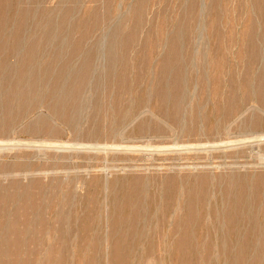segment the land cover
I'll list each match as a JSON object with an SVG mask.
<instances>
[{"label":"rangeland","instance_id":"obj_1","mask_svg":"<svg viewBox=\"0 0 264 264\" xmlns=\"http://www.w3.org/2000/svg\"><path fill=\"white\" fill-rule=\"evenodd\" d=\"M262 137L264 0H0L3 264H223L228 243L264 264ZM187 211L215 228L154 222Z\"/></svg>","mask_w":264,"mask_h":264},{"label":"bare ground","instance_id":"obj_2","mask_svg":"<svg viewBox=\"0 0 264 264\" xmlns=\"http://www.w3.org/2000/svg\"><path fill=\"white\" fill-rule=\"evenodd\" d=\"M27 2V1H26ZM20 4H22V3H20ZM41 4V3H40ZM42 8V7H41ZM196 9V8H195ZM6 10V9H5ZM69 14V13H68ZM67 15V14H66ZM35 21V20H34ZM48 23V22H47ZM9 24V23H8ZM58 28V27H57ZM3 30V29H2ZM68 32V31H67ZM39 33V32H38ZM114 34V33H113ZM19 36V35H18ZM41 38V37H40ZM66 40V39H65ZM3 43V42H2ZM1 43V44H2ZM33 44V43H32ZM35 44V43H34ZM46 44V43H45ZM21 46H22V44H21ZM29 46V45H28ZM31 48V47H30ZM41 49V48H40ZM44 50H45V48H44ZM17 52V51H16ZM24 53V52H23ZM166 53V52H165ZM22 54V53H21ZM34 54V53H33ZM45 54V53H44ZM54 54V53H53ZM13 55V54H12ZM28 55V54H27ZM39 55V54H38ZM48 55V54H47ZM111 55H113V54H110V56ZM5 56V55H4ZM20 56V55H19ZM33 57H34V55H32ZM44 56H46V55H44ZM58 55H56V57H57ZM23 57H24V54H23ZM38 57V56H37ZM42 57H43V55H42ZM48 57V56H47ZM80 57V56H79ZM109 57V56H108ZM9 58H10V56H9ZM19 58V57H18ZM77 58V57H76ZM85 58H86V56H85ZM26 59V58H25ZM28 59V58H27ZM73 59V58H72ZM80 59V58H79ZM113 59V58H112ZM111 59V60H112ZM8 60V58H6V60L5 61H7ZM45 60V59H44ZM53 60V59H52ZM75 60V59H74ZM77 60V59H76ZM81 60H82V58H81ZM86 60V59H85ZM88 60V59H87ZM110 60V61H111ZM4 61V60H3ZM10 61V60H9ZM42 61H43V59H42ZM59 61V60H58ZM114 61V60H113ZM188 61V60H187ZM8 62V61H7ZM51 62V61H50ZM62 62V61H61ZM71 62V61H70ZM69 62V64H72V63H70ZM115 62V61H114ZM6 63V62H5ZM36 63H38V62H36ZM63 63V62H62ZM67 63H68V60H67ZM81 63V62H80ZM2 64H4V62L2 63ZM7 64V63H6ZM11 61H10V66H11ZM16 64V63H15ZM39 64H40V62H39ZM56 64V63H55ZM66 63H64V65H65ZM84 64H86V63H82L81 65H84ZM87 64H88V62H87ZM163 64V63H162ZM178 64V63H177ZM31 65H33V64H31ZM36 65V64H35ZM51 65V64H50ZM60 65V64H59ZM63 64H61V66H62ZM4 66H5V64H4ZM69 66V65H68ZM76 66H77V64H76ZM79 66V65H78ZM85 66V65H84ZM83 66V67H84ZM114 66H115V64H114ZM47 67V66H46ZM46 67H44V68H46ZM171 67V66H170ZM175 67V66H174ZM40 68V67H39ZM38 68V69H39ZM49 68V67H48ZM62 68V67H61ZM79 68V67H78ZM89 68V67H88ZM115 68V67H114ZM35 69V68H34ZM81 69V68H80ZM84 69V68H83ZM112 69V68H111ZM187 69V68H186ZM36 70V69H35ZM40 70V69H39ZM38 70V71H39ZM41 70H42V68H41ZM44 70H46V69H44ZM88 70V69H87ZM168 70V69H167ZM21 71V70H20ZM47 71V70H46ZM59 71V70H58ZM86 71V70H85ZM113 71V70H112ZM9 72V71H8ZM32 72V71H31ZM31 72H29V73H31ZM34 72V71H33ZM33 72H32V74H33ZM36 72V71H35ZM44 72V71H43ZM49 72V71H48ZM22 73V72H21ZM26 73V72H25ZM28 73V72H27ZM40 73V72H39ZM56 73H58V72H56ZM55 73V74H56ZM62 73V72H61ZM60 73V74H61ZM88 73V72H87ZM65 74V73H64ZM63 74V75H64ZM71 74V73H70ZM77 74H79L80 76H81V74H83V72H81V73H77ZM74 74H72V76H73ZM89 75V74H88ZM59 76V75H58ZM84 76H87V75H85L84 74ZM83 76V77H84ZM5 77V76H4ZM41 77V76H40ZM39 77V78H40ZM55 77V76H54ZM70 77V76H69ZM75 77H76V74H75ZM77 77H79V76H77ZM2 79H4V81H6L5 80V78H3V76L1 77ZM7 78V77H6ZM37 78V77H36ZM35 78V79H36ZM45 78V77H44ZM80 78V80L81 79H83V78H81V77H79ZM17 79V78H16ZM38 79V78H37ZM56 79H58V78H56ZM56 79H54V80H56ZM67 79V78H66ZM28 80V79H27ZM63 80V79H62ZM73 80V79H72ZM184 80V79H183ZM7 81H8V79H7ZM34 81H36V80H34ZM58 81V80H57ZM83 81V80H82ZM9 82H10V80H9ZM9 82H7V84L9 83ZM27 82V81H26ZM60 82H61V80H60ZM38 83H39V81H38ZM171 83V82H170ZM15 84H18V83H15ZM3 85V84H2ZM11 85H14L13 83H11L10 84V86ZM22 85V84H21ZM26 85H27V83H26ZM4 86H5V84H4ZM3 86V87H4ZM31 86V85H30ZM82 86V85H81ZM27 87V86H26ZM26 87L24 88V91H25V89H26ZM36 87V86H35ZM2 88V87H1ZM28 88H32V87H28ZM34 88V87H33ZM155 88V87H154ZM54 89V88H53ZM58 89V88H57ZM57 89H55V90H57ZM54 90V91H55ZM33 91H34V89H33ZM160 91V90H159ZM14 92V91H13ZM30 92V91H29ZM35 92V91H34ZM52 92V91H51ZM36 93V92H35ZM159 93V92H158ZM38 94V93H37ZM52 94V93H51ZM55 94H56V92H55ZM74 94V93H73ZM164 94V93H163ZM5 95H7V94H5ZM28 95V94H27ZM33 95V94H32ZM31 95V96H32ZM58 95V94H57ZM67 95V94H66ZM21 96V95H20ZM158 96V95H157ZM8 97V96H7ZM17 97V96H16ZM23 97H25V95L23 96ZM29 97H30V95H29ZM33 97V96H32ZM59 97V96H58ZM61 97V96H60ZM59 97V98H60ZM6 98V97H5ZM21 98V97H20ZM27 98V97H26ZM23 99H25V98H23ZM164 99L166 100V98H165V94H164ZM36 101V100H35ZM65 101V100H64ZM205 101V100H204ZM44 102V101H43ZM42 102V103H43ZM52 102V101H51ZM34 103V102H33ZM81 103V102H80ZM59 105V104H58ZM12 107V106H11ZM48 107V106H47ZM46 109V108H45ZM2 111V110H1ZM182 111V110H181ZM19 113V112H18ZM26 117V116H25ZM77 117V116H76ZM202 118V117H201ZM21 119V118H20ZM83 119V118H82ZM60 120V119H59ZM44 122V121H43ZM46 122V121H45ZM108 123V122H107ZM65 124V123H64ZM49 125V124H48ZM50 125H52V124H50ZM82 126V125H81ZM29 127V126H28ZM68 128V127H67ZM51 130V129H50ZM130 130V129H129ZM179 130V129H178ZM119 131V130H118ZM36 133V132H35ZM199 133V132H198ZM94 134V133H93ZM224 134V133H223ZM36 136V135H35ZM232 136V135H231ZM92 137V136H91ZM178 137V136H177ZM90 138V137H89ZM260 138V137H259ZM262 138H264V137H262ZM246 139V138H245ZM117 140V139H116ZM87 141V140H86ZM246 142V141H245ZM32 143V142H31ZM203 144V143H202ZM6 145V144H5ZM116 146V145H115ZM59 147V146H58ZM81 147V146H80ZM85 147V146H84ZM87 147V146H86ZM91 147V146H90ZM90 147H88V148H90ZM133 147V146H132ZM189 148H190V146H188ZM100 148V147H99ZM137 148V147H136ZM149 148V147H148ZM161 148V147H160ZM132 149V148H131ZM159 149V148H158ZM145 150H146V148H145ZM156 150V149H155ZM154 151V150H153ZM197 157V156H196ZM122 164V163H121ZM50 165V164H49ZM31 166V165H30ZM215 167V166H214ZM95 173V172H94ZM40 174V173H39ZM73 177V176H72ZM154 177V176H153ZM239 178V177H238ZM257 178H259V177H257ZM102 181V180H101ZM161 181V180H160ZM8 182V181H7ZM154 182V181H153ZM160 183V182H159ZM130 184V183H129ZM159 185V184H158ZM226 186V185H225ZM260 186V185H259ZM93 187V186H92ZM156 187V186H155ZM160 187V186H159ZM232 187V186H231ZM251 187V186H250ZM2 188V187H1ZM235 188V187H234ZM132 189H133V186H132ZM163 189V188H162ZM161 189V190H162ZM131 190V189H130ZM94 191V190H93ZM143 191V190H142ZM159 191H160V188H159ZM226 191V190H225ZM133 192H135V191H133ZM145 192V191H144ZM235 192V191H234ZM237 192V191H236ZM235 192V193H236ZM239 192V191H238ZM258 192H260V191H257V193ZM138 193V192H137ZM161 193V192H160ZM146 193H144V196L145 197H147L146 195H145ZM120 196H121V194H120ZM137 196H138V194H137ZM157 198V197H156ZM117 199H119V198H117ZM149 199V198H148ZM158 199H159V197H158ZM146 200V199H145ZM154 200V199H153ZM214 200V199H213ZM221 200V199H220ZM148 201H150V200H148ZM156 201V200H155ZM211 201H212V199H211ZM230 201V200H229ZM239 201H241V200H239ZM11 202V201H10ZM144 202V201H143ZM161 202V201H160ZM237 202V201H236ZM242 202V201H241ZM132 203V202H131ZM150 203V202H149ZM217 203V202H216ZM227 203V202H226ZM225 203V204H226ZM239 203V202H238ZM238 203H234V205L235 206H233V207H227L223 212V214L221 215V219L222 220H225L226 221V225L225 226H227V230H226V233H234L235 231H238V229L239 228H241V226L243 225L244 227H245V224L244 223H246V220H243V215H242V213L241 212H239V209L237 208V205H238ZM258 203H260V202H258ZM4 204V203H3ZM157 204V203H156ZM222 204V203H221ZM147 205H148V202H147ZM147 205H146V207H147ZM151 205V203L149 204V206ZM175 205V204H174ZM219 205H220V203H219ZM252 205V204H251ZM59 206V205H58ZM149 206L147 207L148 209H149ZM154 206V204L152 205V207ZM221 206H223V204L221 205ZM244 206H245V204H244ZM161 207V206H160ZM159 206H158V208H160ZM241 207V206H240ZM243 207V206H242ZM47 208H49V207H47ZM55 208V207H54ZM57 208V207H56ZM222 208V207H221ZM246 208V207H245ZM259 208V207H258ZM119 209V208H118ZM124 209V208H123ZM156 209V208H155ZM177 209V208H176ZM247 209V208H246ZM154 210V208H152V211ZM158 210H160V209H158ZM158 210H156V211H158ZM179 210V209H178ZM218 210V209H217ZM255 210H256V208H255ZM45 211V210H44ZM141 211V210H140ZM150 211V210H149ZM155 211V212H156ZM215 211V210H214ZM213 211V212H214ZM248 211V210H247ZM35 212V211H34ZM41 212V211H40ZM61 212V211H60ZM143 212H144V209H143ZM172 212V211H171ZM244 212V211H243ZM43 213V212H42ZM49 213V212H48ZM148 213V212H147ZM154 213V212H153ZM174 214H175V212H173ZM172 213V214H173ZM255 213V212H254ZM139 214V213H138ZM137 214V215H138ZM142 214V213H141ZM145 214H146V211H145ZM155 214H157V212L155 213ZM200 214V213H199ZM211 214H212V212H211ZM34 215V214H33ZM42 215V214H41ZM107 215V214H106ZM118 215V214H117ZM134 215V214H133ZM150 215V214H149ZM154 215V214H153ZM161 215V214H160ZM159 215V216H160ZM210 213H209V211H202L201 212V218H203L204 220H202L201 219V221L200 222H197V221H190V219L192 218V212H190V211H187V212H184L183 214H181V215H179V214H175V217H174V215H173V219L171 218V216L169 217V218H171V219H168V218H166V217H164L163 215L161 216V217H159L158 215H157V217L159 218V219H157V220H154V222H156L158 225H160L162 228H165L166 229V234L168 233L167 232V228H171V226L173 227V229H180V230H184V229H186V228H188V227H190L191 225H194V227L197 229H205V228H213L214 226H212V225H206V222H205V219L208 217V218H210ZM218 215V214H217ZM220 215V214H219ZM44 216V215H43ZM60 216V215H59ZM142 216H144V215H142ZM146 216H148V215H146ZM11 217V216H10ZM26 217V216H25ZM30 217V216H29ZM35 217V216H34ZM39 217V216H38ZM104 217V216H103ZM138 217V216H137ZM153 217V216H152ZM155 217H156V215H155ZM156 217V218H157ZM16 218V217H15ZM133 218V217H132ZM147 218V217H146ZM150 218V217H149ZM148 218V219H149ZM213 218H214V216H213ZM252 218V217H251ZM251 218H250V220H251ZM13 220H14V218H12ZM22 219V218H21ZM30 219V218H29ZM34 219H36L37 220V218H34ZM40 219V218H39ZM58 219V218H57ZM123 219V218H122ZM125 219V218H124ZM127 219V218H126ZM140 219H142V218H140ZM151 219V218H150ZM183 219V220H182ZM211 219V218H210ZM210 219H208V221L210 220ZM245 219V218H244ZM24 220V219H23ZM31 220V219H30ZM52 220V219H51ZM139 220V219H138ZM153 220V219H152ZM152 220H150V221H152ZM213 220V219H212ZM219 220H220V218H219ZM14 221H17V220H14ZM53 221V220H52ZM124 221V220H123ZM123 221H122V223H123ZM143 221V220H142ZM145 221H146V219H145ZM144 221V222H145ZM148 221V220H147ZM221 221V220H220ZM219 221V222H220ZM253 221H255V220H253ZM257 221V220H256ZM258 221H259V219H258ZM20 222V221H19ZM25 222V221H24ZM40 222V221H39ZM124 222H126V221H124ZM205 222V223H204ZM210 222V221H209ZM215 222V221H214ZM26 223H28V221L26 222ZM25 223V224H26ZM54 223V222H53ZM59 223V222H58ZM57 223V224H58ZM153 223V222H152ZM152 223H151V225H150V227H153L152 226ZM212 223V222H211ZM222 223V222H221ZM16 224H17V222H16ZM21 224V223H20ZM31 224V223H30ZM34 224V223H33ZM109 224H111V223H109ZM128 224V223H127ZM145 224V223H144ZM215 224V223H214ZM220 224V223H219ZM252 224V223H251ZM27 225V224H26ZM112 226H113V224H111ZM110 225V226H111ZM157 225V226H158ZM217 225H218V223H217ZM222 225V224H221ZM249 225V224H248ZM16 226V225H15ZM27 226H29V225H27ZM31 226V225H30ZM29 226V227H30ZM57 226V225H56ZM139 226V225H138ZM156 226V227H157ZM250 226V225H249ZM260 226H262V225H260ZM9 227H12L11 225L9 226ZM32 227V226H31ZM42 227V226H41ZM120 227V226H119ZM155 227V226H154ZM153 227V229L155 230V228ZM160 227V228H161ZM254 227V226H253ZM33 228V227H32ZM40 228V227H39ZM58 228V227H57ZM109 228V227H108ZM111 228H114V227H110V229ZM215 228V227H214ZM12 229V228H11ZM82 229V228H81ZM117 229V228H116ZM141 229V228H140ZM157 229V228H156ZM14 230V229H13ZM32 230H34V229H32ZM112 230L113 229H111L110 231H111V233H112ZM152 230V229H151ZM179 230V231H180ZM206 230H208V229H206ZM212 230V229H211ZM214 230H216V229H214ZM218 230H219V227H218ZM217 230V231H218ZM251 230V229H250ZM10 231V230H9ZM121 231V230H120ZM153 231V230H152ZM178 231V230H177ZM197 231V230H196ZM200 231V230H199ZM210 231V230H209ZM225 231V230H224ZM257 231V230H256ZM11 232H12V230H11ZM32 232V231H31ZM115 232V231H114ZM155 232V231H154ZM174 232V231H173ZM183 232V231H182ZM188 232V231H187ZM33 233V232H32ZM137 233V232H136ZM153 233V232H152ZM185 233V232H184ZM190 233V232H189ZM201 233H203V232H200V235H201ZM212 233V232H211ZM217 233V232H216ZM215 233V234H216ZM219 233V232H218ZM225 233V232H224ZM222 234V235H225V234ZM254 233V232H253ZM9 234H12V233H9ZM8 234V235H9ZM54 234H56V233H54ZM58 234V233H57ZM68 234V233H67ZM174 234H175V232H174ZM183 234V233H182ZM195 234V233H194ZM214 234V233H213ZM214 234V235H215ZM220 234V233H219ZM241 234V233H240ZM257 234V233H256ZM7 235V236H8ZM33 235H35V233L33 234ZM44 235V234H43ZM53 235V234H52ZM60 235V234H59ZM169 235V234H168ZM177 235V234H176ZM179 235V234H178ZM206 235V234H205ZM207 235L209 236V234H208V232H207ZM250 235V234H249ZM12 236H15L14 234L12 235ZM11 236V237H12ZM57 236V235H56ZM67 236V235H66ZM154 236V235H153ZM169 236H171V235H169ZM184 236V235H183ZM193 236V235H192ZM198 236V235H197ZM207 236V237H208ZM10 237V238H11ZM48 237V236H47ZM54 237V236H53ZM111 237V236H110ZM160 237V236H159ZM186 237V236H185ZM188 237V236H187ZM199 237V236H198ZM202 238H203V236H201ZM206 237V238H207ZM2 238V237H1ZM6 238H8V237H6ZM6 238H4V239H6ZM14 238H17V237H14ZM20 238V237H19ZM26 238V237H25ZM35 238V237H34ZM49 238V237H48ZM68 238V237H67ZM105 238V237H104ZM103 238V239H104ZM161 238V237H160ZM167 238V237H166ZM173 238H174V236H173ZM176 238V237H175ZM181 238V237H180ZM200 238V237H199ZM205 238V239H206ZM214 238V237H213ZM221 238V237H220ZM220 238H219V241H220ZM111 239V238H110ZM151 239H153V237L151 238ZM167 239H169V238H167ZM184 239V238H183ZM198 239V238H197ZM201 239V238H200ZM214 239H216V238H214ZM238 239V238H237ZM7 240V239H6ZM12 240H13V238H12ZM15 241H17V239H14ZM13 240V241H14ZM23 240H24V238H23ZM26 240V239H25ZM43 240V239H42ZM56 240V239H55ZM74 240V239H73ZM172 240V239H171ZM171 240H170V242H171ZM176 240V239H175ZM174 240V241H175ZM179 240V239H178ZM181 240H182V238H181ZM211 240V239H210ZM236 240V239H235ZM5 241V240H4ZM12 241V242H13ZM37 241V240H36ZM35 241V242H36ZM63 241V240H62ZM71 241V240H70ZM75 241V240H74ZM104 241V240H103ZM113 241V240H112ZM121 241V240H120ZM123 241V240H122ZM158 241V240H157ZM161 241V240H160ZM191 241V240H190ZM193 241V240H192ZM195 241V240H194ZM247 241V240H246ZM253 241V240H252ZM3 242V241H2ZM6 242V241H5ZM42 242V241H41ZM57 242V241H56ZM105 242V241H104ZM107 242H108V240H107ZM178 242H180V240L178 241ZM210 242V241H209ZM209 242H207V243H209ZM7 243H10V244H12L10 241H8L7 240ZM7 243H6V245H7ZM17 243V242H16ZM19 243H21V242H19ZM19 243L16 245V246H18L19 245ZM22 243H24L25 244V242L23 241ZM52 243H53V239H52ZM64 243V242H63ZM86 243V242H85ZM110 243H112V242H110ZM110 243H109V245H110ZM115 243V242H114ZM126 243V242H125ZM177 243V242H176ZM176 243H174V244H176ZM187 243V242H186ZM211 243V242H210ZM213 243H215V241H213ZM221 242H219V244H220ZM237 243V242H236ZM2 244V243H1ZM37 244V243H36ZM51 244V243H50ZM124 244V243H123ZM159 244H160V242H159ZM171 244V246H172V242L170 243ZM196 244L197 245H201V244H203V242L201 241H199V240H196ZM206 244V243H205ZM222 245L221 246H223V242L221 243ZM227 244V243H226ZM30 245V244H29ZM49 245V244H48ZM69 245V244H68ZM71 245V244H70ZM81 245V244H80ZM108 245V246H109ZM150 245H152V244H150ZM168 245V244H167ZM215 245V244H214ZM10 245H8V247H9ZM111 246V245H110ZM179 246V245H178ZM206 246H208V245H206ZM210 246V245H209ZM208 246V247H209ZM212 246V245H211ZM211 246H210V249H211ZM217 246V245H216ZM225 246V245H224ZM246 246V245H245ZM245 246H242V245H234V246H231L230 245V243H228L227 245H226V247L228 248V250H227V252H225V251H223V253L221 254V255H223V259H225V262L223 263V264H255V261L256 260H254L255 259V256H254V252H251L248 248H246ZM248 246V245H247ZM252 245H250V247H251ZM7 247V246H6ZM29 247V246H28ZM33 247V246H32ZM67 247V246H66ZM73 247V246H72ZM167 247V246H166ZM182 247V246H181ZM201 247H204V245L203 246H201ZM213 247V246H212ZM218 247V246H217ZM14 248H15V246H14ZM109 248V247H108ZM151 248V247H150ZM168 248V247H167ZM171 248V247H170ZM175 247H173L172 249L173 250H175L174 249ZM176 248H177V246H176ZM216 248V247H215ZM255 248V247H254ZM7 249V248H6ZM9 249H10V247H9ZM51 249V248H50ZM65 249V248H64ZM64 249H63V251H64ZM209 249V250H210ZM218 249V248H217ZM219 249H220V247H219ZM222 249V248H221ZM251 249V248H250ZM260 249H262V248H260ZM259 249V250H260ZM1 250V249H0ZM8 250V249H7ZM22 250V249H21ZM21 250H20V252H21ZM43 250V249H42ZM47 250V249H46ZM88 250V249H87ZM98 250V249H97ZM110 250V249H109ZM126 250V249H125ZM167 250H169L170 251V249H167ZM177 250V249H176ZM13 251H15V249L13 250ZM52 251H54V250H52ZM67 251V250H66ZM80 251V250H79ZM113 251V250H112ZM112 251H110L109 253L110 254H112ZM124 251V250H123ZM149 251H150V249H149ZM168 251V252H169ZM179 251V250H178ZM177 251V252H178ZM193 251V250H192ZM205 251V253H206V251L207 250H204ZM212 252H213V250H211ZM215 251V250H214ZM262 251H264V250H262ZM1 252V251H0ZM3 252V251H2ZM6 252V251H5ZM11 252V251H10ZM48 252V251H47ZM51 252V251H50ZM59 252H60V249H59ZM61 252H62V250H61ZM82 252V251H81ZM91 252H93V251H91ZM137 252V251H136ZM158 252V251H157ZM156 252V253H157ZM171 252V251H170ZM175 252V251H174ZM183 252V251H182ZM190 252H191V250H190ZM201 252V251H200ZM199 252V254H201ZM255 252H258V250L257 251H255ZM4 253V252H3ZM2 253V254H3ZM14 253V252H13ZM22 253H23V250H22ZM32 253V252H31ZM35 253V252H34ZM55 253V252H54ZM58 253V252H57ZM94 253V252H93ZM125 253V252H124ZM160 253V252H159ZM166 253H167V251H166ZM205 253H203V254H205ZM209 253V252H208ZM2 254H1V256H2ZM10 254V253H9ZM12 254V253H11ZM15 254V253H14ZM49 254V253H48ZM65 254V253H64ZM127 254V253H126ZM131 254V253H130ZM172 254V253H171ZM182 254V253H181ZM192 254V253H191ZM210 255H211V253H209ZM215 254V253H214ZM16 255V254H15ZM15 255H11L10 257L12 258V257H14ZM23 255H24V253H23ZM38 255V254H37ZM42 255V254H41ZM55 255V254H54ZM123 255V254H122ZM125 255V254H124ZM123 255V258L124 257H127L126 255L124 256ZM135 255H136V253H135ZM156 255V254H155ZM167 255V254H166ZM179 255V254H178ZM178 255H176V256H178ZM217 255V254H216ZM256 255V254H255ZM4 256V255H3ZM8 255H6V259L8 258L7 257ZM25 256V255H24ZM33 256V255H32ZM42 256H44V255H42ZM50 256V255H49ZM120 256H121V254H120ZM148 256V255H147ZM162 256V255H161ZM168 256V255H167ZM197 256H199V255H197ZM203 256V255H202ZM214 256V255H213ZM259 256V255H258ZM5 257V256H4ZM109 257H110V255H109ZM113 257V256H112ZM132 257V256H131ZM137 257V256H136ZM174 257V256H173ZM208 257V256H207ZM2 258V257H1ZM0 258V259H1ZM15 258H16V256H15ZM20 258V257H19ZM43 258V257H42ZM42 258H40V260L42 259ZM51 258V257H50ZM55 258V257H54ZM54 258H51V259H53L54 260ZM114 258V257H113ZM123 258H122V260H123ZM142 258V257H141ZM149 258V257H148ZM152 258V257H151ZM169 258V257H168ZM179 258H182L181 256H179ZM202 258V257H201ZM200 258V259H201ZM206 258V256L204 257V259ZM209 258H211V259H209V260H212V257L211 256H209ZM216 258H217V256H216ZM10 259V258H9ZM45 259H47L46 257H45ZM112 259V258H111ZM198 260L197 261V263H195V264H201V263H204L203 262V260ZM258 259V258H257ZM260 259H261V256H260ZM5 260V259H4ZM13 260V259H12ZM43 260V259H42ZM49 260V259H48ZM52 260V261H53ZM77 260V259H76ZM126 260V259H125ZM171 260H173V259H171ZM218 260V258L215 260V262ZM262 260H264V259H262ZM3 261V260H2ZM2 261H0L1 263H2ZM8 261V260H7ZM6 261V262H7ZM47 261V260H46ZM111 261V260H110ZM130 261V259H128V262ZM132 261V260H131ZM151 261V260H150ZM149 261V262H150ZM165 261V260H164ZM167 261V260H166ZM176 261H180V259L179 260H176ZM10 262H12L11 261V259H10ZM31 262V261H30ZM51 262V261H50ZM67 262V261H66ZM112 262H113V260H112ZM111 262V264H113ZM125 262V261H124ZM133 262V261H132ZM131 262V263H132ZM148 261H147V263L148 264H150ZM152 262V261H151ZM162 262H163V260H162ZM175 262V261H174ZM210 262H212V261H210ZM228 262V263H227ZM3 263H4V261H3ZM2 263V264H3ZM13 263V262H12ZM20 263V262H19ZM121 263V262H120ZM119 263V264H120ZM127 263V262H126ZM130 263V262H129ZM128 263V264H129ZM171 263V262H170ZM176 263V262H175ZM194 263V262H193ZM217 263H219V262H217ZM222 263V262H221ZM8 264V263H7ZM39 264V263H38ZM49 264V263H48ZM143 264V263H142ZM164 264V263H163ZM179 264V263H178ZM182 264V263H181ZM206 264V263H205Z\"/></svg>","mask_w":264,"mask_h":264}]
</instances>
